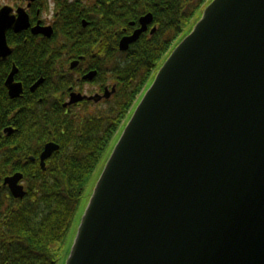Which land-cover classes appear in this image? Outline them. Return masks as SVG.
I'll list each match as a JSON object with an SVG mask.
<instances>
[{"label": "water", "instance_id": "obj_1", "mask_svg": "<svg viewBox=\"0 0 264 264\" xmlns=\"http://www.w3.org/2000/svg\"><path fill=\"white\" fill-rule=\"evenodd\" d=\"M120 129L65 264H264V0H210Z\"/></svg>", "mask_w": 264, "mask_h": 264}, {"label": "flooded vegetation", "instance_id": "obj_2", "mask_svg": "<svg viewBox=\"0 0 264 264\" xmlns=\"http://www.w3.org/2000/svg\"><path fill=\"white\" fill-rule=\"evenodd\" d=\"M141 2L9 0L0 4V12L7 11L14 23L6 30L10 52L6 58L0 54V222L5 218L3 209L19 205L29 187L35 186L38 173L49 171L63 157L62 147L75 150L72 137L86 134L90 140L92 120L113 110L122 78L113 68L131 64L134 75L146 76L149 69L144 65L149 60L143 59L144 47L159 49L154 56L160 57L164 37L151 10L133 7H141ZM130 13L137 18L118 29L117 17ZM147 14L152 18L144 26L141 18ZM138 30L137 38L122 49L123 39ZM165 58L163 54L156 63ZM26 64L31 66L29 73L22 68ZM11 75L13 89L7 85ZM112 141L113 135L107 148ZM49 143L58 148L42 159ZM16 175H21L23 197H15L6 183Z\"/></svg>", "mask_w": 264, "mask_h": 264}, {"label": "trees", "instance_id": "obj_3", "mask_svg": "<svg viewBox=\"0 0 264 264\" xmlns=\"http://www.w3.org/2000/svg\"><path fill=\"white\" fill-rule=\"evenodd\" d=\"M209 1L142 0L141 7L137 4L133 7L146 8L154 13L159 24V35L165 40L163 52L159 55L161 57L163 54L167 56L173 48V40L181 35L184 26ZM162 8L164 12H160ZM137 16L134 13L118 16L117 28ZM144 52L143 59L149 60L144 65L149 69L146 76L134 75L131 64L113 68L116 74L122 76L113 97V110L104 113L99 120H92L90 140L86 134L81 139L80 136L72 137L75 150L68 152L65 146L62 147L60 155L63 157L49 171L38 173L35 186L29 187L20 204L3 209L5 218L0 222V264H57L53 245L64 241L86 181L103 157L111 136L114 138L135 100L143 92L153 68L161 64L156 63L160 57L154 56V53L160 52L159 49L145 46ZM139 67L142 68V65ZM22 68L29 73L31 66L26 64Z\"/></svg>", "mask_w": 264, "mask_h": 264}, {"label": "rangeland", "instance_id": "obj_4", "mask_svg": "<svg viewBox=\"0 0 264 264\" xmlns=\"http://www.w3.org/2000/svg\"><path fill=\"white\" fill-rule=\"evenodd\" d=\"M0 4H3V0H0ZM204 7L205 6L203 5L198 10V12L196 13V16L188 24H186L184 26L183 32L181 33V35L179 36V38L177 39L175 44L192 30L193 26L195 25V23L198 21V19L202 15ZM152 77H153V75H152ZM119 132H117L115 134L112 143L109 145V147L107 148V150L103 154V157L101 158L99 164L97 165V168L95 169V171L93 172L91 177L86 181V183L84 185V190H83V194L81 196V200H80L79 206H78V208H77V210L75 212L73 221L71 223V226L69 228V231H68L64 241L55 243L53 245V248H54V250H55V252L57 254V264H65V262H66L67 256L69 254V251H70L71 246L73 244L74 238L76 236V233H77V230H78V226L80 224L82 215H83L84 210L86 208V205L88 204V201H89V199L91 197V194L93 192L95 184H96V182H97V180H98V178H99V176L101 174V171H102V169H103V167H104V165L106 163V160H107L108 156L110 155V153H111V151H112L117 139L120 136V135L118 136Z\"/></svg>", "mask_w": 264, "mask_h": 264}, {"label": "bare ground", "instance_id": "obj_5", "mask_svg": "<svg viewBox=\"0 0 264 264\" xmlns=\"http://www.w3.org/2000/svg\"><path fill=\"white\" fill-rule=\"evenodd\" d=\"M206 5H207V4H206ZM206 5H205V6H206ZM195 16H196V15H194L193 18H194ZM193 18H192V19H193ZM192 19H191V20H192ZM159 66H160V65H159ZM159 66H158V68H159ZM143 90H145V88H144ZM137 100H138V98L135 100V102H134V104H133V107L135 106Z\"/></svg>", "mask_w": 264, "mask_h": 264}, {"label": "clouds", "instance_id": "obj_6", "mask_svg": "<svg viewBox=\"0 0 264 264\" xmlns=\"http://www.w3.org/2000/svg\"><path fill=\"white\" fill-rule=\"evenodd\" d=\"M9 2V0H3V3H8Z\"/></svg>", "mask_w": 264, "mask_h": 264}]
</instances>
